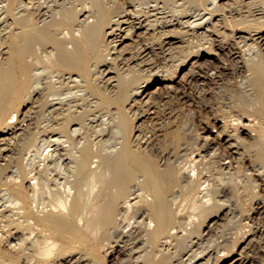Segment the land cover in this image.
Wrapping results in <instances>:
<instances>
[{"label":"bare ground","instance_id":"obj_1","mask_svg":"<svg viewBox=\"0 0 264 264\" xmlns=\"http://www.w3.org/2000/svg\"><path fill=\"white\" fill-rule=\"evenodd\" d=\"M162 60L204 86L229 76L233 92L195 137L161 132L165 149L131 122ZM103 102L111 129L90 115ZM263 116L264 0H0V263L33 248L26 264H87L55 258L83 245L133 257L146 239L153 264H264L249 254L264 237ZM245 188L253 213L198 252Z\"/></svg>","mask_w":264,"mask_h":264},{"label":"rangeland","instance_id":"obj_2","mask_svg":"<svg viewBox=\"0 0 264 264\" xmlns=\"http://www.w3.org/2000/svg\"><path fill=\"white\" fill-rule=\"evenodd\" d=\"M183 1V0H180V2ZM195 8L199 9L201 8V6L195 4L194 5ZM204 37H196V36H190V38L188 39L189 41V44H190V47L194 45V49H196V47H200L202 46L201 44L205 41V38L202 39ZM196 40V41H195ZM203 40V41H202ZM192 42V43H191ZM156 60V58H155ZM157 61V60H156ZM181 61H182V58H181ZM181 61H177L176 63H174L175 65L171 67V65L169 64V62L167 63V61H165V63L163 62L162 60V71L164 73H161L159 74L158 77H153V78H149L148 77V80L149 82L147 83L148 85H151L150 88H149V91H150V94L148 95L147 99H144L142 101V103H138L137 104V107L134 109V111H136V113L134 114V112L132 113V119L134 118V115H139L137 116V118L135 120H132L131 122L133 123V126L134 128L136 129H142L143 132H145L149 137H151L155 143V145L157 147L160 146L161 149H165V147L167 146V144L170 142V136L168 137L169 139L166 138V136L162 135L163 132H167V131H172V130H175V129H179V130H186L188 133L190 132V134L192 133L193 136L195 137L199 132H202L203 131V125L206 124V122L208 121V119L211 121L212 118H213V115H219L221 113V109L222 108H225V104L226 102L228 101L227 99H229L231 97V93L233 92H229V91H232L231 89V86H230V78L229 76H224V80L222 79V81L219 83L217 82V84H208V85H205L204 84H200V82H196V80L194 81V79L192 78V73H191V69L190 67H187L183 73L181 74V72H178L177 74L174 75V78H172V73H174V71L176 70L175 68H177L176 65H178V63H181ZM170 65V66H168ZM167 66V67H166ZM170 67V68H168ZM168 69V70H166ZM187 70V71H186ZM190 70V71H189ZM168 75V76H166ZM170 75V76H169ZM187 75V76H186ZM191 76V79L189 78ZM167 77V78H166ZM184 77V78H183ZM160 78V79H159ZM226 78V80H225ZM163 79V80H162ZM188 79L190 81H188ZM143 81H146V79H143ZM223 82V83H222ZM169 83V84H168ZM176 83V84H175ZM222 83V85H221ZM144 85H146L145 83H143ZM191 84V85H190ZM196 84V85H195ZM224 84V85H223ZM229 84V86H228ZM163 87H162V86ZM167 85V86H166ZM181 85V86H180ZM193 85V86H192ZM226 86V88L224 89L222 86ZM156 86V87H155ZM178 86V87H176ZM204 86V87H203ZM213 86V87H212ZM215 86V87H214ZM160 87V88H159ZM208 89H204V88H207ZM196 90H195V89ZM215 88V89H214ZM164 89V90H163ZM198 89V90H197ZM210 89V90H209ZM213 89V90H212ZM228 89H230L228 91ZM159 90V91H158ZM170 90V91H168ZM181 90V91H180ZM205 90V91H204ZM227 90V91H226ZM211 91V92H209ZM224 91V93L222 94L221 92ZM163 92V93H162ZM166 92V93H165ZM172 92V93H171ZM183 92V93H182ZM187 94H186V93ZM202 92V93H201ZM204 92V93H203ZM215 92V93H214ZM220 92V94L218 93ZM212 93V94H211ZM219 94V97H218V94ZM229 93V95H228ZM170 94V95H169ZM183 94V95H182ZM201 94V95H199ZM205 94V95H204ZM199 95V96H198ZM221 95V96H220ZM168 97V98H164V97ZM189 98H188V97ZM192 96V97H191ZM198 96V97H197ZM208 96V97H207ZM229 96V97H228ZM181 97V98H180ZM196 97V98H195ZM221 97H227L226 100L225 98L221 99ZM184 98H187V99H184ZM205 98V99H204ZM192 99V100H191ZM203 99V101H202ZM97 99L95 98L94 101H96ZM150 100V101H149ZM178 100V101H177ZM187 100V101H186ZM191 100V101H190ZM194 100V101H193ZM174 101V102H173ZM180 102V103H179ZM188 102V103H187ZM193 102V103H192ZM197 102V103H195ZM219 102H222L224 105L219 107L220 105H222V103L219 104ZM147 104V107H146V104ZM164 103V104H163ZM96 103L93 104V108L90 112V115L91 116H94V115H99V117L101 116L102 118H108V123H109V126H110V129L112 127V125L114 123L111 122V119H112V114L110 113L109 114V109L107 108L106 104L103 102L99 105H95ZM144 104V105H143ZM150 104V105H149ZM187 104V105H186ZM207 104V105H206ZM215 104V105H214ZM219 104V106L217 105ZM228 104V103H227ZM140 105V106H138ZM153 105V106H152ZM184 105V106H183ZM196 107H195V106ZM145 106V107H144ZM176 106V108H175ZM183 106V107H182ZM186 106V108H185ZM203 106V107H202ZM104 107V108H103ZM106 107V108H105ZM139 107V108H138ZM155 109V111L160 113L158 115V113L155 115L151 114V112ZM156 107V108H155ZM165 107V108H164ZM198 107V108H197ZM214 107V110H212V108ZM220 109H219V108ZM115 108V107H113ZM158 108V109H157ZM171 110H170V109ZM218 108V109H217ZM105 109V110H104ZM140 109V110H138ZM182 109V110H181ZM201 109V110H200ZM205 109V110H204ZM104 110V111H103ZM115 110V109H114ZM142 110V112H140ZM167 110V111H166ZM179 110V111H178ZM208 110V111H207ZM220 110V111H219ZM101 111V112H99ZM144 111V112H143ZM149 111V112H147ZM165 111V113H164ZM171 111V112H170ZM173 111V112H172ZM176 111V112H175ZM94 112V113H93ZM97 112V114H95ZM100 113V114H99ZM147 113V114H146ZM162 113V114H161ZM171 113V114H170ZM212 113V114H211ZM168 114V115H167ZM176 114V115H174ZM105 115V116H103ZM142 115V116H141ZM152 115L154 117H152ZM166 115V116H165ZM172 115V117L170 116ZM110 116V117H109ZM146 116V117H145ZM151 116V117H150ZM160 116V117H159ZM165 116V117H164ZM207 116V117H206ZM164 117V118H163ZM206 117V118H205ZM210 117V118H209ZM16 118V117H15ZM15 118L11 119V120H15ZM110 118V120H109ZM154 120H153V119ZM156 118V119H155ZM158 118V121H156ZM162 118V120H160ZM166 118V119H165ZM171 118V119H170ZM263 120H264V116L262 117ZM160 120V121H159ZM165 120V121H164ZM169 120V121H168ZM202 120V121H201ZM207 120V121H206ZM206 121V122H205ZM156 122V124L154 123ZM162 122V123H161ZM165 122V123H164ZM167 122H170L169 124ZM205 122V123H204ZM152 123V124H151ZM162 124L161 126L158 125V124ZM111 124V125H110ZM151 124V125H150ZM167 126V128L165 127V125ZM181 124V125H179ZM187 126H186V125ZM137 125V126H136ZM158 125V128H155L154 126ZM189 125V126H188ZM151 126V127H150ZM160 126V127H159ZM154 127V128H153ZM163 127V128H162ZM170 127V129H169ZM185 127V129H184ZM153 130H151V129ZM191 128V129H189ZM195 128V129H194ZM211 129H214V131L217 130V128H212V126H210ZM197 129H198V132H197ZM158 130V131H157ZM159 130H163V131H159ZM165 130V131H164ZM192 130V131H191ZM3 130L0 129V136L3 137L5 136V134H2ZM148 132V133H147ZM162 132V133H161ZM153 133H156L157 134V137L155 136V134L153 135ZM161 133V134H160ZM168 133V132H167ZM170 133V132H169ZM151 134L153 135V137L151 136ZM191 134V135H192ZM196 134V135H195ZM162 137H161V136ZM160 136V137H159ZM165 137V138H164ZM157 139V140H156ZM156 140V141H155ZM167 140V141H166ZM160 142H163V143H160ZM168 142V143H167ZM160 143V144H159ZM164 144V145H163ZM254 161H256L259 165H263L261 163V159L259 158H256L254 157ZM246 190V191H245ZM245 191V192H244ZM247 192V193H246ZM249 192V193H248ZM243 197V198H242ZM248 197V201L245 202V198ZM238 199V201H237ZM243 201H242V200ZM253 199V192L250 188H245L244 190L241 191V193L237 194L236 196L235 195H231L230 196V200H231V214L230 215L232 217V220L230 221V216H227V217H224V218H221V220L219 219L216 223H215V226L211 232V234L208 236V238H205L202 240H200L199 242V246L198 247H195V248H198L197 251H202V249H206L207 247H211V248H214V243H218V241H220L222 239V235L226 234V235H229L230 236L232 235L231 233H233V236H235L237 230H238V227L241 223L245 222L244 219L247 217L248 214L250 213H253V209H252V205H251V201ZM239 202V204L237 203ZM238 204V205H236ZM257 204V205H256ZM259 202L257 201L255 203V207L258 206ZM235 206V207H234ZM229 208L228 206H226V209ZM250 210V211H249ZM215 211V210H214ZM227 211V210H226ZM236 216V217H235ZM229 217V218H228ZM234 217V218H233ZM227 218V219H226ZM209 219L212 221V222H215L217 220V218L215 216H212V217H209ZM216 219V220H215ZM229 219V220H228ZM209 220V221H210ZM214 220V221H213ZM242 220V221H241ZM210 221V223H211ZM230 221V222H229ZM234 223V224H233ZM258 223H261V224H264V216L263 218H261L260 221H258ZM237 224V225H236ZM264 226V225H263ZM233 229V231H232ZM218 230V231H217ZM225 232H224V231ZM230 230V231H229ZM232 231V232H231ZM224 232V233H223ZM235 234V235H234ZM220 235V236H219ZM220 237V238H219ZM219 238V239H218ZM260 238V240H259ZM263 236L261 235H258L256 237H254V241L253 243H251L250 245V252L249 254L252 256L253 254V257L255 258L256 257V260H260L261 259H264L263 256L260 254V248L262 246V240H263ZM196 240V239H195ZM143 243H141L142 245H138V251L140 253H138L139 255H143L142 257H140L137 253L136 256L134 255L133 257H130L128 253H118V252H114V253H111V249L109 250L110 252H108V255L106 257H104L105 253L103 252H95L93 251L90 247H87L85 245L83 246H80L77 250H74V251H68V252H61V253H58L57 256L55 257L56 258V261L59 263L63 262L66 260V258H68L69 256H78V255H81L82 258H84L85 260V263L87 264H129L133 262V264H153V259L150 258V256L147 255L148 253V250H152L150 249V242H147L146 239H145V242L142 241ZM211 242V243H210ZM259 242V243H258ZM184 241H177L174 240L173 241V247H178V245H181L183 244ZM147 244V245H146ZM175 244V245H174ZM261 244V245H260ZM254 245V246H252ZM146 246V247H145ZM252 246V247H251ZM176 248H173V250H175ZM254 249V250H253ZM256 249V250H255ZM33 251V252H32ZM86 251V252H85ZM142 251V252H141ZM31 253L30 256L28 255H25L23 258L25 259H22L23 260V263L21 264H26L27 260L26 259H32V260H28L30 261V263H34V255L32 253H34V249L32 248V250H30ZM146 252V253H145ZM86 253V254H85ZM99 253V254H98ZM183 253V254H182ZM182 253H180V251L178 252V254L175 256V258L173 259L174 262H177L179 259H181V257L183 256L184 259L188 258L189 256V253H188V249H186L184 252L182 251ZM188 253V254H187ZM36 254V253H34ZM112 254V255H111ZM186 254V255H185ZM33 255V256H32ZM84 255V256H83ZM180 255V257H179ZM115 256V257H114ZM120 256H122V258H120ZM137 256H139V259L136 261V258ZM88 257V258H87ZM130 257V258H129ZM135 260H134V259ZM179 258V259H178ZM64 259V260H63ZM87 259V260H86ZM106 259V261H105ZM121 259V261H120ZM8 260L7 263L6 261L4 260V262L6 264H10V260L9 259H6ZM26 260V261H25ZM108 260V261H107ZM113 262H112V261ZM119 260V262H118ZM25 261V262H24ZM89 261V262H88ZM128 263H126V262ZM141 261V263H140ZM4 262L2 264H4ZM115 262V263H114ZM117 262V263H116ZM1 264V263H0Z\"/></svg>","mask_w":264,"mask_h":264}]
</instances>
